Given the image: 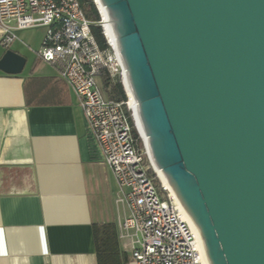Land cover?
Wrapping results in <instances>:
<instances>
[{"label":"water","instance_id":"water-1","mask_svg":"<svg viewBox=\"0 0 264 264\" xmlns=\"http://www.w3.org/2000/svg\"><path fill=\"white\" fill-rule=\"evenodd\" d=\"M156 168L210 264H264V0H95ZM26 58L7 50L0 71Z\"/></svg>","mask_w":264,"mask_h":264},{"label":"crops","instance_id":"crops-1","mask_svg":"<svg viewBox=\"0 0 264 264\" xmlns=\"http://www.w3.org/2000/svg\"><path fill=\"white\" fill-rule=\"evenodd\" d=\"M46 32L0 45L27 60L0 71V264H128V209L78 96L38 56Z\"/></svg>","mask_w":264,"mask_h":264},{"label":"built area","instance_id":"built-area-1","mask_svg":"<svg viewBox=\"0 0 264 264\" xmlns=\"http://www.w3.org/2000/svg\"><path fill=\"white\" fill-rule=\"evenodd\" d=\"M98 11L101 19L96 25L102 29L106 49L97 46L93 23L78 0H0V45L9 48L19 31L46 28L38 56L54 65L78 96L104 163L116 179L117 202L128 209L119 221V236L131 244L128 264H210L182 204L160 180L140 130L138 104L128 92L117 40L107 32L110 19ZM105 71L121 84L126 101L108 99L98 81Z\"/></svg>","mask_w":264,"mask_h":264},{"label":"trees","instance_id":"trees-1","mask_svg":"<svg viewBox=\"0 0 264 264\" xmlns=\"http://www.w3.org/2000/svg\"><path fill=\"white\" fill-rule=\"evenodd\" d=\"M78 1L87 19L93 23V25L91 26V32L93 33V36L98 44L97 46H99L101 49H106L107 43L103 35L102 29L96 25V23L100 21L101 17L97 5H95V1L94 0H78ZM101 79L103 81V89L108 99L111 98L117 101H122V100L126 101L127 97L120 83L114 82L109 77L106 71L103 73Z\"/></svg>","mask_w":264,"mask_h":264},{"label":"bare ground","instance_id":"bare-ground-1","mask_svg":"<svg viewBox=\"0 0 264 264\" xmlns=\"http://www.w3.org/2000/svg\"><path fill=\"white\" fill-rule=\"evenodd\" d=\"M96 1H97L98 3H100V0H96ZM100 9H101L103 15L105 16V18L109 19V18H108L109 16H108V13H107L106 9H105L103 6H100ZM110 21H111V20H110ZM110 21H109V24H108L109 29H108L107 32H108L109 37H110L112 40L116 41V35H115L114 29H113V27H112ZM128 92H129V95L131 96V98H132L133 100H135V98H134V96H133V93H132V91H131V88H130L129 86H128ZM139 126H140V125H139ZM140 130H141L142 134H144V130H143V127H142V126H140ZM156 170H157V172H158V175H159V177H160V180L164 183V185L167 186L168 189L171 190V193H173L174 191H173V189H172L170 183H169V182L167 181V179L165 178L163 172H161V171L159 170V168H156ZM173 195L176 196L175 193H173ZM176 197H177V196H176ZM183 209H184V207H183ZM184 212H185V215H186V217H187V220H189V221L192 223V225L195 227V229L197 230V227L194 225V223H193L192 220L190 219V217H189V215H188V213H187V211H186L185 209H184ZM202 243H203V242H202ZM204 248H205V247H204Z\"/></svg>","mask_w":264,"mask_h":264},{"label":"rangeland","instance_id":"rangeland-1","mask_svg":"<svg viewBox=\"0 0 264 264\" xmlns=\"http://www.w3.org/2000/svg\"><path fill=\"white\" fill-rule=\"evenodd\" d=\"M37 29V28H36ZM28 30H30V29H28ZM99 81V83H100V86L103 88V81H102V79H99L98 80ZM114 84V83H113ZM112 85V84H111ZM104 90V89H103ZM105 92V91H104ZM106 94V93H105ZM107 96V95H106Z\"/></svg>","mask_w":264,"mask_h":264}]
</instances>
